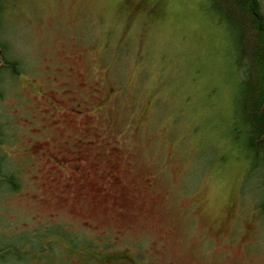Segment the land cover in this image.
Here are the masks:
<instances>
[{"label": "rangeland", "instance_id": "rangeland-1", "mask_svg": "<svg viewBox=\"0 0 264 264\" xmlns=\"http://www.w3.org/2000/svg\"><path fill=\"white\" fill-rule=\"evenodd\" d=\"M209 5L4 0L0 41L17 64L0 70V153L21 186L0 195V264H80L73 245L92 241L101 253L104 234L115 250L144 246L151 262L264 264V172L234 134L240 79ZM92 133L123 138L116 151L108 141L81 147L87 159L97 153L92 181L101 174L115 189L106 173L118 169L126 188L114 202L61 192L71 170L53 167L66 155L59 142ZM41 139L50 143L39 154L30 146ZM120 207L123 219L113 216ZM189 227L242 233L234 251L218 252L217 241L205 251Z\"/></svg>", "mask_w": 264, "mask_h": 264}, {"label": "trees", "instance_id": "trees-1", "mask_svg": "<svg viewBox=\"0 0 264 264\" xmlns=\"http://www.w3.org/2000/svg\"><path fill=\"white\" fill-rule=\"evenodd\" d=\"M209 2L208 9L226 30L235 57L234 65L240 76L233 115L237 127L234 134L237 138L244 134L246 148L264 172V14L260 0ZM3 7L4 0H0V27ZM5 52V44L0 43V70L14 69L17 63L7 57ZM16 73L17 71L14 74ZM5 127L0 122L1 137L4 136ZM20 180L16 169L10 167L7 157L0 153V195L19 190ZM35 239L37 235L34 234L29 245ZM4 258V255L0 256V263ZM20 258L21 256H16L17 260Z\"/></svg>", "mask_w": 264, "mask_h": 264}, {"label": "flooded vegetation", "instance_id": "flooded-vegetation-1", "mask_svg": "<svg viewBox=\"0 0 264 264\" xmlns=\"http://www.w3.org/2000/svg\"><path fill=\"white\" fill-rule=\"evenodd\" d=\"M67 110H72L78 112V110H73L72 108H67ZM121 137V136H119ZM122 137H107L106 135L92 133L88 134L87 138H78L73 144V147L69 145L67 140H63L57 144L58 152H63L66 155L54 156L53 165L54 168H64L62 166H68L71 170V182H67L61 188V192L72 190L75 194H80L82 196L88 195H107L114 202L123 198V190L126 188L125 183L119 181L118 179V169L112 168L106 173L107 179L115 185V189L108 188L102 183V175L97 174L98 181H92L91 178L96 174L92 173L91 168L93 163L96 161V152H91L90 157H84L81 153V147L85 146L88 149H94L97 146L106 145L107 141L110 142V147L112 150L116 151V143L122 142ZM50 140V139H49ZM47 139H41V141H36V143L31 144L30 148L35 152L42 154L46 153L48 149V144L50 141ZM68 155V156H67ZM87 166L88 169L85 167ZM74 176V180H73ZM127 199L124 198V202ZM111 203V202H110ZM128 208V207H127ZM126 210V209H125ZM125 210L120 207L113 211V216L118 219L124 218ZM188 219L193 222L194 215L188 216ZM82 227H92L90 222L83 220ZM195 233V240L197 244L202 247L205 251L211 248L214 243L218 242V252H231L234 251L233 243L236 242L242 233V230L238 227H229L228 230L218 232L215 227L194 230L191 227L186 231V236L189 238L191 233ZM115 235L104 234L101 237L99 243L102 248L101 253L94 250L95 245L92 246V241L82 240L81 246L73 245L71 243L72 239L69 241V245L72 244L73 248L70 249V254L73 257H79L81 260L80 264H162L160 261H147L146 248L142 245L135 244L133 247L117 249L115 250ZM77 244H79L77 242ZM70 245V247L72 246ZM76 249V250H75Z\"/></svg>", "mask_w": 264, "mask_h": 264}, {"label": "bare ground", "instance_id": "bare-ground-1", "mask_svg": "<svg viewBox=\"0 0 264 264\" xmlns=\"http://www.w3.org/2000/svg\"><path fill=\"white\" fill-rule=\"evenodd\" d=\"M260 7H261V11H262V13L264 14V12H263V10H262L261 0H260ZM216 24H217L221 29H224V32H225V34H226V37L228 38V35H227V33H226V30H225L224 26L221 25L218 21H216ZM0 43H2V41H0ZM234 67H235V65H234ZM235 76H238L239 79H240V76H239V73H238V72H237V74H236ZM239 81H240V80H239Z\"/></svg>", "mask_w": 264, "mask_h": 264}]
</instances>
